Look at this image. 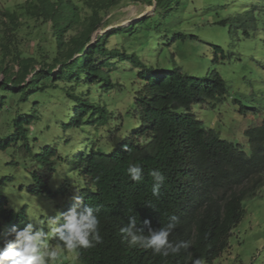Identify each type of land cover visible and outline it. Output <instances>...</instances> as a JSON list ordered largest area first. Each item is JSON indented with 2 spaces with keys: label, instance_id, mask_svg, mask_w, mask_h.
Instances as JSON below:
<instances>
[{
  "label": "trees",
  "instance_id": "trees-1",
  "mask_svg": "<svg viewBox=\"0 0 264 264\" xmlns=\"http://www.w3.org/2000/svg\"><path fill=\"white\" fill-rule=\"evenodd\" d=\"M117 4L118 0H78V4L73 0H28L24 6L25 15L42 20V25L52 24L54 37L48 47L54 60L49 63L46 54H26L21 50L13 54L14 67L18 69L0 68L3 74L0 92H9L1 107L8 99L15 98L17 113L21 114L22 104L29 97L19 93L29 89L31 94L45 93L65 83L71 85L70 90L64 91L65 95L77 102L72 125L93 123V116L103 113L104 109L80 95L77 88L81 83L114 85L107 69L111 59L121 53L118 49H109V40L126 28L99 37L93 44L92 36L102 23L101 13ZM80 5H85L92 14L82 18ZM4 15L13 23L18 20L17 13ZM75 28L79 33L69 40L64 39ZM3 49L5 55L10 53L8 46ZM123 53L124 57L129 56ZM76 55L80 56L75 58ZM129 57L138 59L135 55ZM140 76L145 81L143 93L136 97L141 128L134 135L148 136L150 140L138 144L133 139L126 141L111 154L92 150L75 156L74 169L79 171L86 188L73 197L66 196L64 206H60L55 215L76 205L77 197L82 200L78 211L86 205L100 208L99 231L103 242L76 252L83 264H192L189 254L192 259L212 263L229 248L233 230L245 215L244 201L255 198L264 187V123L246 130L251 148L248 154L234 142L222 139L214 130H207L192 113L194 104L211 100L221 102L227 95L229 86L218 73L196 78L180 70L164 74L147 68ZM38 119L37 111L15 119V134L7 143L21 141L28 145L30 126ZM56 155L55 149L46 148L37 158L41 163L48 160L49 164L45 178L34 176L37 183L31 188L32 193L48 197L58 194L48 182L56 172L52 160ZM131 165L144 170L142 181L128 178L127 169ZM154 169L165 176L159 197L151 191L153 181L148 173ZM62 193L68 195L65 190ZM6 206V200L2 199L0 218L9 223L8 226L0 225L2 245L13 238L10 235L13 227L22 229L26 225L23 213L10 211ZM130 215L137 217L138 227L149 220L153 229H159L175 215L180 223L170 235V241L190 240L192 246L167 258L154 255L151 250L129 247L122 241L120 229L129 222ZM52 243L58 246L55 241Z\"/></svg>",
  "mask_w": 264,
  "mask_h": 264
},
{
  "label": "rangeland",
  "instance_id": "rangeland-1",
  "mask_svg": "<svg viewBox=\"0 0 264 264\" xmlns=\"http://www.w3.org/2000/svg\"><path fill=\"white\" fill-rule=\"evenodd\" d=\"M27 1L0 0V68L16 71L13 54L18 50L46 54L53 63L48 47L54 37L52 24L42 25V20L25 15ZM73 2L78 4V0ZM80 6L82 18L92 14L85 5ZM8 12L18 14L15 23L5 19ZM101 17L92 44L117 29H126L109 40V49L121 53L111 59L107 69L114 85L81 83L77 88L80 95L104 109L93 116V123L72 125L77 102L64 93L71 85L59 83V89L45 93L24 90L19 95L29 99L22 104L21 114L17 113L15 98L1 107L9 92H0V201L6 200L8 210L23 213L26 224L30 222L28 212L37 218L54 217L67 197L86 188L74 169L75 156L92 150L111 154L126 141L133 139L138 144L150 140L134 135L141 128L136 97L143 93L145 81L140 73L147 68L164 74L180 70L196 78L218 73L229 86L227 95L221 102L194 104L192 113L207 130H214L248 154L251 148L246 130L264 123V0H118L117 6ZM78 33V28L72 29L64 39ZM123 52L138 59L124 57ZM35 111L39 119L30 126L28 145L21 141L8 144L15 134V119ZM46 148L57 151L52 159L56 172L48 180L52 191L58 192L53 197L31 192L37 183L34 176L45 178L49 161L41 163L37 158ZM64 190L68 195L62 193ZM243 208L245 215L233 230L229 248L214 262L203 264H264V187L255 198L244 201ZM4 224L9 225L0 218V225ZM59 264L83 263L77 253L61 249Z\"/></svg>",
  "mask_w": 264,
  "mask_h": 264
},
{
  "label": "clouds",
  "instance_id": "clouds-1",
  "mask_svg": "<svg viewBox=\"0 0 264 264\" xmlns=\"http://www.w3.org/2000/svg\"><path fill=\"white\" fill-rule=\"evenodd\" d=\"M125 150H129L127 145ZM148 174L153 181L151 191L154 196L159 197L165 176L156 169ZM127 175L131 181L140 182L144 178V170L140 166L131 165L127 169ZM80 203L82 200L77 197L76 205L55 217L48 215L37 218L28 212L30 222L22 229L13 227L10 233L13 238L6 240L4 247L0 248V264H59L61 249L73 254L101 244L103 237L99 231L100 208L86 205L78 211ZM128 221L120 232L122 241L129 247L151 250L154 255L167 258L170 255H178L182 249L187 251L192 246L190 240L170 241V235L180 223L175 215L159 229H153L149 220L143 221V226L138 227L137 217L134 215L128 216ZM53 241L58 246H54ZM189 260L192 264H203L199 258L192 259L191 254Z\"/></svg>",
  "mask_w": 264,
  "mask_h": 264
}]
</instances>
